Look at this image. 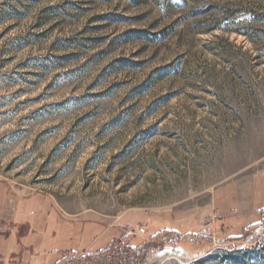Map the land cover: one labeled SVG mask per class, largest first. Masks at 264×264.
<instances>
[{"label": "rangeland", "instance_id": "1", "mask_svg": "<svg viewBox=\"0 0 264 264\" xmlns=\"http://www.w3.org/2000/svg\"><path fill=\"white\" fill-rule=\"evenodd\" d=\"M0 179V264H264V0H0Z\"/></svg>", "mask_w": 264, "mask_h": 264}, {"label": "trees", "instance_id": "2", "mask_svg": "<svg viewBox=\"0 0 264 264\" xmlns=\"http://www.w3.org/2000/svg\"><path fill=\"white\" fill-rule=\"evenodd\" d=\"M167 237V241H163V237ZM182 234L172 229H165L159 231L140 246H133L127 242L120 240L118 246L113 249H106L90 254L86 259L90 264H136V260L132 259L135 255L139 259L141 255H146L151 251H156L164 245L173 244L182 239ZM197 237L202 239L208 236L204 232H200ZM154 242V243H152ZM141 260V259H140ZM83 261L69 260L68 258L62 259L59 264H80Z\"/></svg>", "mask_w": 264, "mask_h": 264}, {"label": "crops", "instance_id": "3", "mask_svg": "<svg viewBox=\"0 0 264 264\" xmlns=\"http://www.w3.org/2000/svg\"><path fill=\"white\" fill-rule=\"evenodd\" d=\"M11 198V186L8 182L0 179V221H10L12 218L17 217L18 213L23 214L26 210H13ZM20 200L17 199L14 207L18 208ZM42 210V209H41ZM41 210H38L40 212Z\"/></svg>", "mask_w": 264, "mask_h": 264}, {"label": "built area", "instance_id": "4", "mask_svg": "<svg viewBox=\"0 0 264 264\" xmlns=\"http://www.w3.org/2000/svg\"><path fill=\"white\" fill-rule=\"evenodd\" d=\"M88 254H90V253L88 252Z\"/></svg>", "mask_w": 264, "mask_h": 264}]
</instances>
